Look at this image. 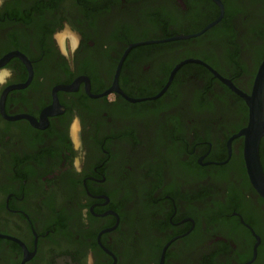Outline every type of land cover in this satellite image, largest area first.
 <instances>
[{
    "label": "flooded vegetation",
    "instance_id": "obj_1",
    "mask_svg": "<svg viewBox=\"0 0 264 264\" xmlns=\"http://www.w3.org/2000/svg\"><path fill=\"white\" fill-rule=\"evenodd\" d=\"M219 1L223 15L213 26L221 25L228 55L210 51L215 64L200 55L183 57L152 87L161 70V60L150 64L157 48L203 37L213 26L189 38L137 44L124 54L127 47L200 31L213 21L214 9L220 13L214 0H0V264H264V200L251 184L247 191L238 173L239 166L246 171L244 137L236 135L248 120L244 99L196 61L178 67L153 98L186 59L203 61L249 93L264 52L249 64L235 17L244 2ZM178 23L188 27L177 29ZM261 24L251 27L254 57L264 44ZM152 26L163 27L162 34L148 32ZM186 83L193 93L206 83L200 98L206 108L219 109L218 85L236 108L212 120L191 115L185 105L191 113L184 122L173 112L175 140L180 137L170 149L180 162L176 170L158 158L159 148L146 145L152 140L147 118L128 104L174 99ZM171 84L175 92L165 95ZM206 123L205 134L190 129ZM213 129L221 131L217 142L209 135ZM149 153L155 157L148 172V164H137ZM221 162L224 170L211 174ZM197 168L200 176L192 171ZM219 177L235 182L217 193L212 180Z\"/></svg>",
    "mask_w": 264,
    "mask_h": 264
},
{
    "label": "rangeland",
    "instance_id": "obj_2",
    "mask_svg": "<svg viewBox=\"0 0 264 264\" xmlns=\"http://www.w3.org/2000/svg\"><path fill=\"white\" fill-rule=\"evenodd\" d=\"M243 2H244V5H243L244 8H241V10L236 11V16H235V17H237L236 24H237L238 29H239V37L238 38L244 46L245 54H246L247 58H249L248 59L249 64H251V63L255 64V62H257V59H258L257 57H260V55L264 52V46H263L264 44H262V43H260L261 45L258 44L259 47L261 46L260 48L258 47L259 50L260 49L261 50L254 57V55H252V53H251L252 52L251 51V43H254V41H253V39H254L253 35L254 34H252V31H251L252 28L251 27L253 25H255L257 22H261L262 23L261 25H264V5L263 6H261V5L255 6L252 4V2L250 0H243ZM210 14H211V12H210ZM217 14H218V10L214 9L212 15H208V20L215 17ZM233 14H235V11H233V10L227 11L228 17L229 16L233 17ZM142 17L144 18V15ZM139 19H141V18H139ZM208 20L203 19L202 22L201 21L197 22V25H195L194 27L199 28L204 23H206ZM174 27H176L177 29H183V28H186L188 26L181 25V23L180 24L178 23ZM220 28H221V25L218 24L215 28H213L212 30L207 32L203 37L198 38V39H193L191 41L171 42V43H165V44L160 45V47L157 48V51H158L157 52V54H158L157 58H153V61H152V59H150L151 66H153V64H155V63H159V61L161 60V70H160L159 76L153 78V82H152L151 86L154 87L156 84L155 81H157V80H161V81L165 80V78L167 77L168 72H169L170 68L173 66V64L176 61H178L179 59L186 57L188 55L194 54V55H198V56L200 55L203 57H207L208 60H213L214 64H215V59H214L213 54L211 55L209 53L210 51L214 52L215 55H218L221 57L227 56L228 53H227L226 47H225L226 42H225L224 38H222V34L219 33ZM162 29H163V27H162ZM162 29H161V26H158V27L152 26L151 28H149L148 32H150L151 34H155V33H157V34L161 33L162 34V32H163ZM219 35H221V36H219ZM206 43L209 44V47H208V45H206ZM145 48H147V47L145 46ZM162 62H163V64H162ZM221 65L223 66V64H221ZM221 65L219 66L220 69H222L228 75H233V72H234L233 69H231V68L227 69V67L225 65L223 67H221ZM251 66H252V64H251ZM194 68L195 67H193L192 70ZM223 68L224 69L226 68V69L224 70ZM149 74H150V72H149ZM187 83L185 84L184 88H182L180 90H176V92H175L176 87L174 84H171L170 88L168 87L167 93L165 95L171 96V95H173L172 93L175 92L176 96L174 99L173 98L169 99L168 97L166 98L164 96V97L159 98L156 101L143 99L140 101H135L134 103L128 102L129 107L135 108V109L136 108L137 109H143L145 111V113H143V112H139L136 109V111L138 113L145 114V120L147 118V121L145 122V126L151 132L152 140L147 142L146 145L148 147H150V149H156L157 150L159 148L161 151V156L158 158L166 159V161L170 165H172L174 168H176V170L179 168L180 162H179L176 154H174L172 152V150H173V148L175 149V145L178 142H180V137H178L177 140H175L176 129L174 128L175 120H174V117L172 115L173 112L177 111L178 114L180 113V115L182 116L181 117L182 121L184 122V121H187L186 119H188L190 117V113H191L190 109L187 111L184 110L185 105L191 106V109H192L191 115H193V116L195 115L198 117V116L202 115L203 113H205L209 116L208 117L209 119H212L214 116L216 117L218 115H221V117H224V116H226V114L228 115L232 111V108H234V109L236 108V105L234 104V100H232L230 98L232 96L229 95L228 93H226L221 88V86H219V85L216 87V91H215V99L217 100L218 104H220L218 106L219 109L214 108V107L213 108L212 107L206 108L208 106H203L201 104V101H200L202 91L207 87L206 83H205V85L203 83V85L199 88L196 87L197 89L194 93L190 90ZM186 87H188V88H186ZM198 92H199V95H197ZM163 105H164V108H162L160 110V108ZM128 106L125 107V108H127V111L129 108ZM238 106L240 107L239 104H238ZM167 107H171V108L167 109ZM183 110H184V112H183ZM165 115L169 116V118H167V116H165ZM165 118H167V120H165ZM238 122H239V120L236 123H238ZM208 123H206L203 126L196 125L190 129L195 134H198V135L199 134H205L204 132L209 130ZM171 126H173V128ZM74 129L76 130V127H74ZM215 130L216 129L212 130V135L209 134L212 141L217 140V138H215L214 136L219 135L221 132L220 130H223V128L218 130L217 133ZM123 132H127V131L125 130ZM222 137H223V135H222ZM126 140L128 141L127 145L130 148L136 147L134 145L135 143L131 137L126 138ZM218 140L220 141V137L218 138ZM223 140H224V137H223ZM200 143L202 145H205L206 141H201ZM169 146H171V147H169ZM171 148H172V150H170ZM156 150H155V152H156ZM147 155H148L147 159L140 161L137 165H139L140 163H141V165L142 164H145V165L148 164V165H146L147 166L146 168H148V172H149V169H151L150 167L154 164L149 160L154 159L155 155H153L151 153H149ZM127 160L128 159L125 158L119 162L120 163L122 162L123 164H125L127 162ZM263 160H264V157H263ZM184 161H183V163H184ZM224 165H226V163L223 164L222 162L212 165L211 167L214 170L211 172V174H218L219 171H216V169L224 170V168H225ZM238 170H239L238 171L239 176L242 179V182H243L245 188L247 189L248 192H251V187H250L251 185H249L250 182H249V180L247 181L245 178L246 171L244 170L243 167H240V166H239ZM192 171H194V173H196L195 175H197V174L199 176L201 175L199 168L192 169ZM181 178H189V177L183 176ZM225 178L219 177V179H217V180L211 179L212 183L215 187V191L217 193L218 192H220V193L224 192L226 190V188L228 189V187H230L232 185V182H235V181H233V180H235V175L233 176V180L229 179V178H226V179ZM182 181H183V179H182ZM144 186H145L144 183L142 185H139L141 190L143 189ZM252 189L254 190L253 187H252ZM254 192L256 193L255 190H254ZM255 197H256V195H255ZM136 201L137 202L135 204L138 205V200L136 199ZM137 205H135L133 207V211L137 210ZM223 212H226V211H223ZM234 213L235 212H232V214H231L232 218L235 217V215H236V214L233 215ZM252 221L255 223V220H252ZM263 221H264V215H263ZM257 224L259 227H262V225H264V224L261 225L259 223V221L257 222Z\"/></svg>",
    "mask_w": 264,
    "mask_h": 264
},
{
    "label": "water",
    "instance_id": "obj_3",
    "mask_svg": "<svg viewBox=\"0 0 264 264\" xmlns=\"http://www.w3.org/2000/svg\"><path fill=\"white\" fill-rule=\"evenodd\" d=\"M214 1L219 5L220 13L215 20L205 25L200 31L196 33H192V34L175 35V36L167 37L161 40H148L145 42L132 43L127 47L124 54L127 52V50L131 46H134L137 44L183 39V38H189V37H193V36L201 34L205 30H207L208 28L216 24L223 15V7L221 5V2L219 0H214ZM187 61H196V62H200L204 64L218 78H220L222 81L227 83L232 88V90L237 92L244 99L248 107V120H247V124L243 128H241L236 135H243L244 137L243 157H244V162H245V167H246V173L248 175L250 184L264 200V170H263L261 160H260V155H259L260 139L261 137H264V58L261 61L256 71V74L254 76V80L252 83V87L249 93L239 91L237 88L231 85L229 81L221 77L213 68H211L209 65H207L203 61L197 60V59H186V60H182L178 62L173 67V69L170 72L168 82L165 84L164 88L159 93L153 96V98L158 97L164 91V89L170 83L171 78L174 72L177 70V68ZM116 77L117 76L115 75L114 89H117ZM163 255H164V250L161 253L160 262L163 261Z\"/></svg>",
    "mask_w": 264,
    "mask_h": 264
},
{
    "label": "trees",
    "instance_id": "obj_4",
    "mask_svg": "<svg viewBox=\"0 0 264 264\" xmlns=\"http://www.w3.org/2000/svg\"><path fill=\"white\" fill-rule=\"evenodd\" d=\"M219 13V12H218ZM217 16L218 15H216L212 20H214L215 18H217ZM222 21V20H221ZM219 23V22H218ZM217 26V25H216ZM216 26H213L211 29H209L207 32H209L210 30H212L213 28H215ZM202 28V27H201ZM201 28H199V29H197V30H200ZM196 30V31H197ZM175 33H172V34H166V36H172V35H174ZM198 38H201V36H199V37H197V38H195V39H198ZM169 43H171V42H169ZM184 65H187L186 63L184 64ZM188 65H190V64H188ZM263 152H264V149H263ZM263 160V159H262ZM262 167H263V170H264V161H262Z\"/></svg>",
    "mask_w": 264,
    "mask_h": 264
},
{
    "label": "clouds",
    "instance_id": "obj_5",
    "mask_svg": "<svg viewBox=\"0 0 264 264\" xmlns=\"http://www.w3.org/2000/svg\"><path fill=\"white\" fill-rule=\"evenodd\" d=\"M0 82H2V80H0Z\"/></svg>",
    "mask_w": 264,
    "mask_h": 264
}]
</instances>
